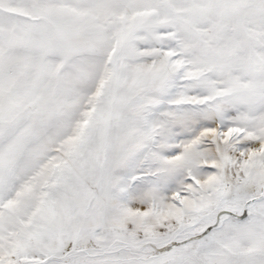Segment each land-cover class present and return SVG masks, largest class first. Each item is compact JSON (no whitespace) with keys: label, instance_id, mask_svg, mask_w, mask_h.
<instances>
[{"label":"snow or ice","instance_id":"snow-or-ice-1","mask_svg":"<svg viewBox=\"0 0 264 264\" xmlns=\"http://www.w3.org/2000/svg\"><path fill=\"white\" fill-rule=\"evenodd\" d=\"M0 264H264V0H0Z\"/></svg>","mask_w":264,"mask_h":264}]
</instances>
